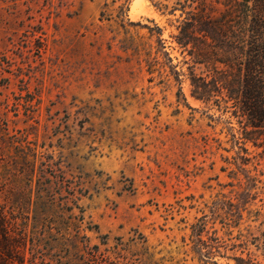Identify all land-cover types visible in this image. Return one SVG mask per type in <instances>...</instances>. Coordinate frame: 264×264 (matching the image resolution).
<instances>
[{
	"label": "rangeland",
	"instance_id": "obj_1",
	"mask_svg": "<svg viewBox=\"0 0 264 264\" xmlns=\"http://www.w3.org/2000/svg\"><path fill=\"white\" fill-rule=\"evenodd\" d=\"M187 11L223 6L0 0V156L37 151L63 180L51 264L92 262L65 229L72 179L79 233L107 264H264V158L230 111L191 94L175 40ZM15 253L28 264L27 245Z\"/></svg>",
	"mask_w": 264,
	"mask_h": 264
},
{
	"label": "trees",
	"instance_id": "obj_2",
	"mask_svg": "<svg viewBox=\"0 0 264 264\" xmlns=\"http://www.w3.org/2000/svg\"><path fill=\"white\" fill-rule=\"evenodd\" d=\"M216 2L223 6L219 16L187 11L175 35L192 63L205 68L196 73L194 64L187 67L191 94L230 111L240 127L237 139L241 148L247 151L244 144L250 143L264 158V0ZM172 70L177 78L183 74ZM19 150L6 151V158L0 156V187L12 195H6L7 206L0 200V264H24L25 257L15 253L20 244L27 245L28 264H51L57 255L55 244H59L53 229L64 217L62 200L56 194L64 183L37 151ZM66 188L72 206L66 209L69 214L64 224L72 231L68 235L74 254L81 255L85 263L92 261L87 264L109 263L102 259L98 247L89 246L87 237L79 233L80 220L72 211L77 180H70ZM233 258L235 264H259L249 254Z\"/></svg>",
	"mask_w": 264,
	"mask_h": 264
}]
</instances>
